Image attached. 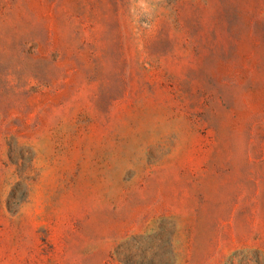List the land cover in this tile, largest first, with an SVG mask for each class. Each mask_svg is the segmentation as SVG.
Returning a JSON list of instances; mask_svg holds the SVG:
<instances>
[{"label": "rangeland", "instance_id": "obj_1", "mask_svg": "<svg viewBox=\"0 0 264 264\" xmlns=\"http://www.w3.org/2000/svg\"><path fill=\"white\" fill-rule=\"evenodd\" d=\"M0 264H264V0H0Z\"/></svg>", "mask_w": 264, "mask_h": 264}]
</instances>
